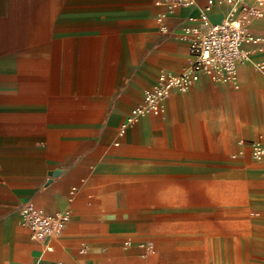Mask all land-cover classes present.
I'll list each match as a JSON object with an SVG mask.
<instances>
[{
  "label": "crops",
  "instance_id": "0c3cea01",
  "mask_svg": "<svg viewBox=\"0 0 264 264\" xmlns=\"http://www.w3.org/2000/svg\"><path fill=\"white\" fill-rule=\"evenodd\" d=\"M170 1L0 0V264H203L199 235L213 211L191 199L204 196L229 199L220 225L232 236L247 228L249 200L231 180L241 171L225 162L227 151L241 154L221 129L232 105L264 111V73L253 67L264 63V14L249 23L261 43L244 44L237 89L202 72L118 133L158 74L193 58L181 33L200 26L189 17L208 0ZM213 1L207 14L218 21L230 6ZM23 203L65 210L59 234L32 239ZM255 205L264 208V193Z\"/></svg>",
  "mask_w": 264,
  "mask_h": 264
},
{
  "label": "built area",
  "instance_id": "2783aa9c",
  "mask_svg": "<svg viewBox=\"0 0 264 264\" xmlns=\"http://www.w3.org/2000/svg\"><path fill=\"white\" fill-rule=\"evenodd\" d=\"M223 1L229 4L230 9L218 21H211L207 14L213 0H208L197 16L189 17V20L200 24L185 27L181 33L183 38L189 40L192 60L177 73L161 71L158 74L156 81L144 91L142 102L132 108L124 119L119 134L141 115L159 113L162 100L172 89L188 90L202 72L210 73L215 81L229 82L235 86L237 65L247 61L251 52L244 44L260 48L261 39L251 32L249 23L264 14V0H253L251 3L246 0ZM169 4L171 7L193 6L195 2L171 0ZM259 67L264 68V63H260ZM238 145V154L247 150L251 159L264 167V133H259L249 141L240 140ZM19 211L21 223L31 238L45 243L59 234L68 217L65 210L45 213L30 203H23ZM46 248L51 249V246L46 245Z\"/></svg>",
  "mask_w": 264,
  "mask_h": 264
},
{
  "label": "rangeland",
  "instance_id": "374dc122",
  "mask_svg": "<svg viewBox=\"0 0 264 264\" xmlns=\"http://www.w3.org/2000/svg\"><path fill=\"white\" fill-rule=\"evenodd\" d=\"M253 67L254 71L264 73V68H260L259 65H253ZM234 88L236 87L234 86ZM232 90L231 92H234ZM230 114L228 121L231 127H223L221 131H223L222 134L229 133L233 137L234 144L238 145L240 140L245 142L256 132L264 131V111H251L248 108H243L242 105H232ZM238 149H240V145H238ZM235 153L238 155L237 151ZM232 154V150L226 152L225 162L230 164L234 162L235 165L237 164L235 168L241 171V174H237L231 180L235 184L233 189L244 191L245 200L250 202L246 203L247 212L243 218L248 226L240 235L232 236L230 231L220 225V222L226 220L227 207L230 206L227 204L229 199L207 196L191 199L194 202L202 201L204 207H211L208 210L213 211L212 214L204 215L208 222H212L210 225H213V228L206 229L202 235H199L206 238L208 242V261L203 264H264V208L259 209L255 205L258 194L264 193V183L258 182L259 178L256 174L264 175V167L252 165L246 150L239 157V161L233 160ZM187 186L192 187L193 185L187 183ZM203 189L219 191L218 195H221V191L224 189L232 191V187L226 188L220 183L213 182L205 183ZM193 232V230L190 231V233ZM193 236H195L194 233ZM190 263L194 264L191 260Z\"/></svg>",
  "mask_w": 264,
  "mask_h": 264
}]
</instances>
